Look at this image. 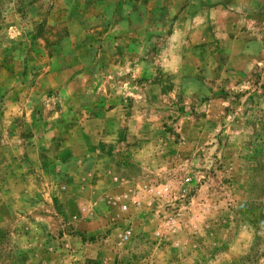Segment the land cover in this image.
<instances>
[{
  "label": "rangeland",
  "instance_id": "374dc122",
  "mask_svg": "<svg viewBox=\"0 0 264 264\" xmlns=\"http://www.w3.org/2000/svg\"><path fill=\"white\" fill-rule=\"evenodd\" d=\"M212 1L0 0V264H264V51H198Z\"/></svg>",
  "mask_w": 264,
  "mask_h": 264
},
{
  "label": "crops",
  "instance_id": "0c3cea01",
  "mask_svg": "<svg viewBox=\"0 0 264 264\" xmlns=\"http://www.w3.org/2000/svg\"><path fill=\"white\" fill-rule=\"evenodd\" d=\"M202 10L206 12L198 13L205 15L206 18L200 22L202 33L199 40L194 43L198 51L212 49L221 51L225 49L224 40L228 38L232 40V43L227 45L228 49L256 50L258 47V50L264 51V0H215L204 3ZM197 20L201 21L198 18ZM239 44L242 48L237 46ZM261 57L260 55L256 57V63L251 66L250 71H254L264 62ZM232 63L230 64L236 65L235 61Z\"/></svg>",
  "mask_w": 264,
  "mask_h": 264
}]
</instances>
